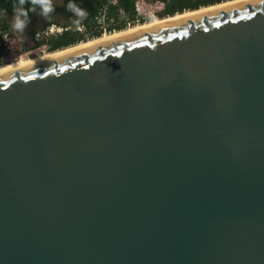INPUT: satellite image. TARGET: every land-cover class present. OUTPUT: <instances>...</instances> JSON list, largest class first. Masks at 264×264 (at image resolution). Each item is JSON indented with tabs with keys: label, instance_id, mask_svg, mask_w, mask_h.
Wrapping results in <instances>:
<instances>
[{
	"label": "water",
	"instance_id": "water-1",
	"mask_svg": "<svg viewBox=\"0 0 264 264\" xmlns=\"http://www.w3.org/2000/svg\"><path fill=\"white\" fill-rule=\"evenodd\" d=\"M0 264H264V2L0 72Z\"/></svg>",
	"mask_w": 264,
	"mask_h": 264
},
{
	"label": "trees",
	"instance_id": "trees-1",
	"mask_svg": "<svg viewBox=\"0 0 264 264\" xmlns=\"http://www.w3.org/2000/svg\"><path fill=\"white\" fill-rule=\"evenodd\" d=\"M166 1V7L164 9V13L163 16L164 17H168L165 15H175L177 13H181L184 12L186 10H196L199 9L201 7L204 6H209L212 4H216V3H220L223 1H227V0H165ZM73 2L75 4H77L80 8L84 9L87 11V19L81 21L80 25H84L87 27V30H89L90 28H92L91 25V20H93L96 15L99 13V11L101 10V7L103 6V4L106 2V0H65V6L64 7H59L54 5V11L52 13H54L56 10L58 11H62L65 14H68V16H72L73 12L70 11L67 8L68 3ZM18 3V0H0V12L3 13H7L10 15H14V6ZM26 10L31 8V0H26V3L23 6ZM123 8L126 11H130L133 12L134 11V2L133 0H119V4L117 6H111V10H117L119 8ZM36 12H40L39 7H37L36 11H29L28 15L30 18V22L28 24H34L33 22H35L34 18V14ZM161 17V18H164ZM52 24V21H50L48 23ZM57 25H63V27L67 28L64 29L62 33H58L55 36L50 37L49 39H41L38 38L37 42H36V47H40L41 45H43L44 43H47L48 45V50L49 51H55L76 43H79L81 41H85L89 38V36L92 37H99L102 35V30H91L88 34L83 33L80 31L79 27H77L73 22H69V23H56ZM13 27L8 23L7 19H3V22L0 24V31L4 32L7 30H11ZM46 27H43L41 29H44ZM125 27V23L118 25L116 27V30H120V29H124ZM25 29H28V27H26ZM30 31L32 33V36H36L37 32L40 31V29H38L35 26H32L30 28ZM3 64L0 63V66H2Z\"/></svg>",
	"mask_w": 264,
	"mask_h": 264
},
{
	"label": "rangeland",
	"instance_id": "rangeland-1",
	"mask_svg": "<svg viewBox=\"0 0 264 264\" xmlns=\"http://www.w3.org/2000/svg\"><path fill=\"white\" fill-rule=\"evenodd\" d=\"M145 2L148 5V6L145 5V8H147V11H151V13H155V15H157V17H159V18L164 17L163 13H164V9L166 7V1L165 0H145ZM134 4H135V2H134ZM111 6H113V2L111 0H106V2L101 7V10L99 11V13L96 15V17L93 20H91L92 28L87 30L86 26L80 25V28H79L80 31L83 32V33L88 34L91 30H95V29L102 30L101 29V23H100L99 20H101L104 16L107 17V19L110 21L109 22V28L111 29V31L115 30L118 25H121V24H124V23H126L125 27H129L128 24H127L128 21H130L131 25H135V24L140 23V22L151 21L154 18V17L150 18L148 15H144V14L139 15L138 12L135 9H134L133 12H130V11L128 12V11L125 10L126 13L124 15V14H121L119 9L112 11L111 10ZM165 16H169V15H165ZM98 17H100V18H98ZM0 19H2V18H0ZM86 19H87V16L83 20H86ZM138 19H139V21H137ZM58 26H62L63 27V25H58ZM46 28H44V29H46ZM44 29H40V31L44 30ZM4 32L0 31V59L4 61L3 65L7 64V63H11L13 61L20 60L21 58L35 57V56H37L39 54H42V53H45V52L49 51L47 43H44L43 45L40 46V48H38V50L36 49L35 51H32V52L28 53L27 55L23 54L24 52L18 51V47H17L18 37L17 36H18L19 33L12 28L11 30H7L6 32H9L10 36L12 35V41H13V46H14V52L15 53L13 55H8V53L4 52L5 51L4 43L7 42V40H5V38H4V34H5ZM102 32H103V30H102ZM57 34L58 33L52 34L51 36H49V38L52 37V36H55ZM87 38L91 39V36H89ZM92 38H94V37H92ZM7 55H8V61L6 62L5 58H6Z\"/></svg>",
	"mask_w": 264,
	"mask_h": 264
},
{
	"label": "bare ground",
	"instance_id": "bare-ground-1",
	"mask_svg": "<svg viewBox=\"0 0 264 264\" xmlns=\"http://www.w3.org/2000/svg\"><path fill=\"white\" fill-rule=\"evenodd\" d=\"M242 1H246V0H227V1L220 2V3L212 4L209 6H204V7H201L199 9H196V10H187V11L177 13V14L172 15V16L164 17V18H159L157 16H154V18L151 21L140 22V23H137L135 25H129V27H126V28L120 29V30L115 29L114 31L103 33L99 37H94V38H91V39H88L85 41H81L79 43H76V44L55 50V51H48V52L39 54L35 57L21 58L20 60L13 61L11 63H7L6 65L0 66V72L9 70V69H12L15 67H19V66H22L25 64H29L32 62H36L39 60H43L46 58H50V57H53V56H56V55H59V54L80 48V47H83V46H86V45H90V44L100 42L103 40H107L110 38H114L117 36L125 35L128 33L138 31V30H141V29H144L147 27H151V26H154L157 24H161V23H164V22H167L170 20H174L177 18H181V17H185V16H189V15H193V14H197V13H201V12H205V11L214 10V9L226 6V5H230V4H234V3H238V2H242Z\"/></svg>",
	"mask_w": 264,
	"mask_h": 264
},
{
	"label": "flooded vegetation",
	"instance_id": "flooded-vegetation-1",
	"mask_svg": "<svg viewBox=\"0 0 264 264\" xmlns=\"http://www.w3.org/2000/svg\"><path fill=\"white\" fill-rule=\"evenodd\" d=\"M52 3L56 6L59 7H64L65 6V0H52ZM35 22H33L34 24H28L27 27L28 29H25L23 34L19 33L18 34V40H17V47H18V51L20 52H24L23 54H28L32 51H35L36 49L38 50V48L40 47H36V42L38 40V36L36 34V36H32V33L30 31V28L32 26L37 27L38 29H41L43 27H49L53 24L56 23H69V22H73L74 19H77V17H75L74 13L72 16H68V14L63 13L62 11H55L54 13H50L49 17H44L42 15H40V12H36L34 15ZM12 17L13 15L7 14V13H3L0 12V24L3 22V19H7L8 23L12 26ZM52 21V24L48 23ZM39 32V31H38ZM37 32V33H38ZM17 53V52H16ZM21 56V55H20ZM3 60L0 59V63L3 64ZM6 65V64H4Z\"/></svg>",
	"mask_w": 264,
	"mask_h": 264
},
{
	"label": "clouds",
	"instance_id": "clouds-1",
	"mask_svg": "<svg viewBox=\"0 0 264 264\" xmlns=\"http://www.w3.org/2000/svg\"><path fill=\"white\" fill-rule=\"evenodd\" d=\"M25 3L26 0H18V3L14 6V15L12 17L13 29L21 34H23L30 22L29 11L35 12L37 7H39L40 15L44 17H49V14L54 11L52 0H31V8L27 10L23 7ZM67 8L77 17V19L73 20V23L79 27L81 21L87 16V11L73 2L68 3Z\"/></svg>",
	"mask_w": 264,
	"mask_h": 264
},
{
	"label": "built area",
	"instance_id": "built-area-1",
	"mask_svg": "<svg viewBox=\"0 0 264 264\" xmlns=\"http://www.w3.org/2000/svg\"><path fill=\"white\" fill-rule=\"evenodd\" d=\"M111 1L113 2V6H117L119 4V0H111ZM133 1L135 2L134 8L138 12L139 15H141V14L148 15L150 18L157 16V15H155V13H151V11H147V8H145V5L146 6H148V5L145 2V0H133ZM119 11L121 12V14H124V15L126 13L123 8H119ZM98 18H100V17H98ZM99 21L101 23V29L103 30L102 34L106 33V32H111V29L109 28V22L110 21L107 19V17L104 16ZM137 21H139V19ZM127 24H128V26L131 25L130 21H128ZM64 29L65 28L62 26H58L56 24H53V25L47 27L46 29L39 31L37 33V36H38V38H41V39H45V38L48 39L49 36H51L52 34L62 33ZM4 33H5L4 38H5V40H7V42L4 43V45H5V47H4L5 51L4 52L8 53V55H13L15 52H14V46H13V41H12V35L10 36V33L6 32V31ZM8 55L5 58L6 62L8 61Z\"/></svg>",
	"mask_w": 264,
	"mask_h": 264
},
{
	"label": "snow or ice",
	"instance_id": "snow-or-ice-1",
	"mask_svg": "<svg viewBox=\"0 0 264 264\" xmlns=\"http://www.w3.org/2000/svg\"><path fill=\"white\" fill-rule=\"evenodd\" d=\"M262 2H264V0H262Z\"/></svg>",
	"mask_w": 264,
	"mask_h": 264
}]
</instances>
